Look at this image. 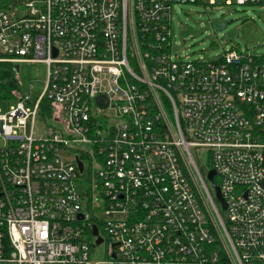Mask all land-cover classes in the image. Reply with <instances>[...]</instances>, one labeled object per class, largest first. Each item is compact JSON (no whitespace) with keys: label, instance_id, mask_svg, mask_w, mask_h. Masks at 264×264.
<instances>
[{"label":"built area","instance_id":"obj_1","mask_svg":"<svg viewBox=\"0 0 264 264\" xmlns=\"http://www.w3.org/2000/svg\"><path fill=\"white\" fill-rule=\"evenodd\" d=\"M201 2L0 0V63L47 67L0 115V264H264V57L182 58Z\"/></svg>","mask_w":264,"mask_h":264},{"label":"rangeland","instance_id":"obj_2","mask_svg":"<svg viewBox=\"0 0 264 264\" xmlns=\"http://www.w3.org/2000/svg\"><path fill=\"white\" fill-rule=\"evenodd\" d=\"M214 1L215 6H210ZM205 4L175 6L172 14L174 30L173 47L182 58L190 61H213L226 52L238 49L242 53L264 57V6L240 5L237 0H204ZM231 21L225 30L219 24ZM18 81V94L28 110L34 109L47 84V67L43 64H18L15 68ZM15 99L16 93H12ZM27 100L29 102H27ZM19 100H0V115H6L16 107ZM37 122V134H46V126ZM1 141V140H0ZM192 155L195 158V154ZM185 156V155H184ZM201 161L206 165L207 156ZM209 186L210 184L207 183ZM102 221L117 216L102 215ZM105 246L99 251L104 252ZM105 257L100 256V260Z\"/></svg>","mask_w":264,"mask_h":264},{"label":"trees","instance_id":"obj_3","mask_svg":"<svg viewBox=\"0 0 264 264\" xmlns=\"http://www.w3.org/2000/svg\"><path fill=\"white\" fill-rule=\"evenodd\" d=\"M18 87V81L13 66L7 63H0V100H15L18 97ZM12 93H16L15 99L13 98ZM197 165L202 176L205 175L207 170L211 169L210 164L206 166H201L200 164Z\"/></svg>","mask_w":264,"mask_h":264},{"label":"water","instance_id":"obj_4","mask_svg":"<svg viewBox=\"0 0 264 264\" xmlns=\"http://www.w3.org/2000/svg\"><path fill=\"white\" fill-rule=\"evenodd\" d=\"M230 23H231V21H227V22L220 23L219 24V28L221 30H225L227 28L228 24H230ZM0 57H1V54H0ZM97 103L102 108H107L108 107V100L105 97L98 98ZM78 163H79L80 171L82 172L83 171L82 163L81 162H78ZM215 176H216V173L214 171H210L207 174L206 177H207V180H208L209 184L211 185V187L213 188V190L215 192V199H216V201L220 204L222 211L225 212L227 210V204L224 201V199L222 198L220 188L215 183ZM81 218H82V216H81ZM97 234H98V230L95 228L94 229V235L96 236ZM101 244H102V240L100 239L97 242V245H101Z\"/></svg>","mask_w":264,"mask_h":264},{"label":"crops","instance_id":"obj_5","mask_svg":"<svg viewBox=\"0 0 264 264\" xmlns=\"http://www.w3.org/2000/svg\"><path fill=\"white\" fill-rule=\"evenodd\" d=\"M201 3H202V4H205L204 0H202ZM201 3H200V4H201ZM212 3H214V6L216 5L214 1H211V2H210V6H213ZM16 99H17V98H16Z\"/></svg>","mask_w":264,"mask_h":264}]
</instances>
